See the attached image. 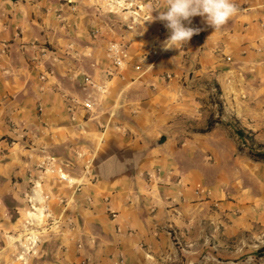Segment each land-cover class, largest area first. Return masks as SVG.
<instances>
[{
    "label": "crops",
    "instance_id": "1",
    "mask_svg": "<svg viewBox=\"0 0 264 264\" xmlns=\"http://www.w3.org/2000/svg\"><path fill=\"white\" fill-rule=\"evenodd\" d=\"M141 1L116 20L101 0H0V264H26L31 231L28 264L199 263L200 209L217 195L201 142L224 124L200 129L264 109V0H235L217 31L192 17L201 31L168 51L153 19L165 0ZM112 43L128 49L121 67ZM87 77L105 89L91 110Z\"/></svg>",
    "mask_w": 264,
    "mask_h": 264
},
{
    "label": "rangeland",
    "instance_id": "2",
    "mask_svg": "<svg viewBox=\"0 0 264 264\" xmlns=\"http://www.w3.org/2000/svg\"><path fill=\"white\" fill-rule=\"evenodd\" d=\"M101 2L105 13L116 20L123 9L132 10V14L138 16L133 11L142 3L134 0ZM125 20L129 21L130 17ZM253 100L264 107V94ZM211 102L220 110L219 91L211 94ZM246 113L249 115L244 113L243 118L241 114L233 115L215 131L214 138L201 142L215 150V155L202 156V162L210 163L203 175L208 184L216 187L217 195L214 202L200 209L198 264H264V255H255L264 246V162L251 157L252 150H264V109ZM239 129L244 137L238 134ZM39 238L38 232L26 234L23 251L18 255L22 262L28 264V256L37 254L35 247Z\"/></svg>",
    "mask_w": 264,
    "mask_h": 264
},
{
    "label": "clouds",
    "instance_id": "3",
    "mask_svg": "<svg viewBox=\"0 0 264 264\" xmlns=\"http://www.w3.org/2000/svg\"><path fill=\"white\" fill-rule=\"evenodd\" d=\"M159 15L153 19L165 22L170 35L162 42L164 51L181 49L201 29L185 26L191 18L201 16L215 31L221 29L238 12L235 0H165ZM214 31V32H215Z\"/></svg>",
    "mask_w": 264,
    "mask_h": 264
},
{
    "label": "built area",
    "instance_id": "4",
    "mask_svg": "<svg viewBox=\"0 0 264 264\" xmlns=\"http://www.w3.org/2000/svg\"><path fill=\"white\" fill-rule=\"evenodd\" d=\"M136 2H141V0H134ZM160 0H151V5H156L159 3ZM135 2H132L134 5ZM136 10L134 11L135 13H140L141 11H144L146 6L142 3H138L136 5ZM145 17H148V14H145ZM108 54L113 62V64L116 67H121L125 63L126 58L128 57V49L126 46H124L121 43H112L111 45L108 46ZM86 84L87 86H90L94 88L96 91V94H88L87 97L84 99L82 102L84 107L91 110L98 102L99 94L104 92V86L101 84L96 83L91 77L86 78ZM58 172L60 173V178L62 180L68 181L70 183L75 184V181L71 178L68 177L64 172H62V169L59 168ZM85 264V263H82Z\"/></svg>",
    "mask_w": 264,
    "mask_h": 264
},
{
    "label": "trees",
    "instance_id": "5",
    "mask_svg": "<svg viewBox=\"0 0 264 264\" xmlns=\"http://www.w3.org/2000/svg\"><path fill=\"white\" fill-rule=\"evenodd\" d=\"M218 124H224L221 120L217 119H211L208 123L207 128H205L204 130H202L201 132H207L210 131L211 129H213L214 127H216ZM238 134L240 135V137H244V132L242 130H238ZM251 157L255 160V161H261L264 162V150H252L251 151ZM256 256H262L264 255V246L261 247L256 253Z\"/></svg>",
    "mask_w": 264,
    "mask_h": 264
},
{
    "label": "water",
    "instance_id": "6",
    "mask_svg": "<svg viewBox=\"0 0 264 264\" xmlns=\"http://www.w3.org/2000/svg\"><path fill=\"white\" fill-rule=\"evenodd\" d=\"M10 1H12L13 3H16L17 1H20V0H10ZM165 141H166V137H165V136H162V137L158 140V145H162Z\"/></svg>",
    "mask_w": 264,
    "mask_h": 264
},
{
    "label": "bare ground",
    "instance_id": "7",
    "mask_svg": "<svg viewBox=\"0 0 264 264\" xmlns=\"http://www.w3.org/2000/svg\"><path fill=\"white\" fill-rule=\"evenodd\" d=\"M35 214H36V212H35ZM41 214H42V213H41ZM41 214L38 216V218H40ZM31 215H33V214H31ZM35 216H36V215H35ZM35 216H33V217H35Z\"/></svg>",
    "mask_w": 264,
    "mask_h": 264
}]
</instances>
